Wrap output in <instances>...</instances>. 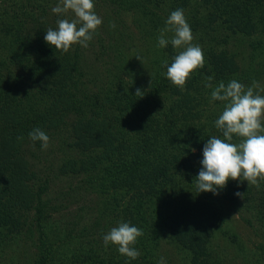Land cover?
I'll return each mask as SVG.
<instances>
[{"label": "trees", "instance_id": "obj_1", "mask_svg": "<svg viewBox=\"0 0 264 264\" xmlns=\"http://www.w3.org/2000/svg\"><path fill=\"white\" fill-rule=\"evenodd\" d=\"M114 1L125 11L136 14L139 25L159 31L165 27L172 11L183 9L195 37L201 41L204 33L209 34L206 36L209 40L205 37L207 52L209 50V58L215 64V72L225 84L233 79L236 70L235 60L227 51L229 42H245L236 37L237 33L253 37L250 42L253 49H264V0H195L189 5L187 0L177 3L176 0ZM201 8L210 12L204 15ZM36 15L32 10H24L22 15H17L19 20L0 22V28L3 27L0 31V194L9 196L4 201L7 209L0 215V264H3L4 249L14 239L12 234L22 232L30 236L29 239L37 238V264H157L161 240H165L167 232L172 233L187 253L190 264H223L209 250L211 219L208 221L204 208L212 209L202 199L190 200L192 193H199L190 191L195 185L192 179L186 185L183 181L189 155L194 154L189 145L196 142L197 137L196 140L188 139L193 135L189 129L191 133L183 140L185 137L180 136L177 128L193 129L195 122L187 118L181 122L179 114L169 111L165 116L163 113L159 117L154 115L147 94L135 96V80H121L120 62L116 61L112 69L105 70L103 78V74L98 73L99 85L92 82L83 59V48L76 45L64 53L50 46L44 39L45 32L49 27L55 29L57 23L51 26L46 16L37 19ZM111 34H105L101 26L96 36L104 42L103 35H106L109 42L106 41L109 49L104 47L106 52L118 53L121 58L127 47L121 50L117 43H110L115 38ZM120 38L123 42V37ZM154 44L157 55L154 75L165 87L168 80L162 76L167 72L163 62L166 60L170 65L177 50L171 44L167 48ZM263 62L251 57L250 66H264ZM123 63L134 75V66L141 61L136 57L127 61L123 57ZM159 63H162L161 68ZM219 70L228 73L221 76ZM241 76L250 79V75ZM169 86V91L178 92L170 81ZM190 116L195 117L193 113ZM34 128L45 131L49 138L54 136L52 131L69 135L71 148L80 152L65 163L63 173L74 177L81 175L82 182L93 192L107 197L111 194L120 202L130 191L145 195L136 200L134 208L127 213L130 223L144 233L135 245L141 252L136 260L121 255L114 245L105 247L103 236L92 239V229L79 234L86 241L84 248L89 247V250L72 249V254L66 247L69 243L65 245L61 238L50 235L47 224L51 221V213L41 194H36L29 186L34 170L23 151V146L29 143L42 147L41 142L29 138ZM185 147L188 157L182 160L185 152L180 148ZM201 168L202 165L199 171ZM262 188V183L259 188L252 186L253 200L244 201H248V208L258 210L264 218ZM164 189L171 195L162 194ZM231 190L229 181L219 193L228 197L230 192L233 195ZM114 214L115 220L119 219L120 216ZM94 248L98 254L93 252Z\"/></svg>", "mask_w": 264, "mask_h": 264}, {"label": "rangeland", "instance_id": "obj_2", "mask_svg": "<svg viewBox=\"0 0 264 264\" xmlns=\"http://www.w3.org/2000/svg\"><path fill=\"white\" fill-rule=\"evenodd\" d=\"M178 1L176 0V3ZM187 1H189V5L195 0ZM57 3L58 0H0V22L3 20L10 22L15 19L19 20V18H16L18 14L22 15L24 10L28 12L32 10L37 14V19H41L44 15L51 26H54V22L64 18L58 17L51 11V8ZM23 7L24 10H22ZM95 11L103 19L101 26H103L105 34L110 32L115 36L110 43H117L121 50L127 48L125 55L120 58L118 53H113L110 50H108L109 53L106 52L104 47L109 49L106 35H103L104 42L99 41L95 35L93 40L89 42V47L82 49L83 59L90 72L89 78L99 85L100 77L98 73L103 74V78L105 70L112 69L116 61L120 62L119 66H122L121 80H135L134 84L137 85V88L147 94L154 115L159 117L160 113H163L165 116L169 111L179 114L181 122L182 119L186 118L193 120L196 128L186 129L180 126L177 128V132L181 133V137H185L183 140L188 138L191 130L193 131V138L188 139L196 140L197 137L196 142L189 145L194 149V154L189 155V166L184 170L185 176L183 177L185 185L190 179L195 184L194 180L199 174L201 161L203 160V153L199 152L203 150L211 136L215 135L223 138L222 133L215 126V121L223 111L224 102L212 101V89L205 87L206 77H213L215 80V84L212 81L214 86L221 81L225 82L224 79L219 78L217 72H215L217 70L215 64L209 58L210 53L209 50L207 52L206 42V40H209L206 37L209 34L204 33L201 41L195 36L193 40L194 44H198L203 49L204 66L198 69L194 73L195 75L192 74L191 81L189 79L186 82L184 91H181L179 87L171 82L170 84L175 86L174 88H177L178 92L169 91L167 72L162 74L168 80L166 81L168 86L165 87L158 83L160 79L156 81L154 75L155 67L153 65L157 59L154 43H158L159 29L139 25L136 22L137 15L120 8L114 0H95ZM200 12L206 15L210 11L201 8ZM112 23H115V28L110 27ZM101 26L98 33L101 31ZM2 30L3 27L0 28V31ZM120 36L123 37L124 44ZM236 37L245 42L238 43L234 40L229 42L227 51L232 54L233 60H235L234 68H236L232 74L233 79L238 77L240 79L238 82L246 86L251 85L252 81L255 80L260 83L261 87H264V66H261L262 64L250 66L251 57L256 58L257 62L264 60V49H253L251 47L250 42L253 41V37L249 36L248 38L246 34L242 33H237ZM252 44L256 46L255 43ZM123 57L127 61H133L134 57H141L143 64H134L135 74L132 75L130 73L131 68L129 69L124 65ZM214 62L216 63V60ZM161 67L162 63H159V68ZM219 71L221 76L228 73L227 71ZM241 75H250L251 80ZM137 88L134 89V93ZM260 94L264 95V92ZM192 113L195 117L190 116ZM182 124L186 126L184 123ZM50 130L52 131L53 128ZM52 132L54 136L50 138V144L46 150L42 147H35L32 143L23 146V151L34 170V177L28 183L36 194H41L43 201L47 203L46 209L50 210L51 221H48L47 224V227L50 228V235L61 238L65 241V245L69 243L66 247L70 254L73 250L86 251L89 250V247L84 248L83 243L86 241H84L83 235H79L80 232L85 229L90 231L92 229V233H94L92 239L94 237L99 239V236H103L111 228L118 226L121 221L131 222V217L127 213L134 208L136 200L143 199L145 195L130 191L129 194L123 196L124 201L120 202L111 194L107 197L105 194H99L98 191L93 192L89 185L82 182L81 175L80 177H74L64 174L63 167H65V163L72 160L80 151L71 148V138L66 132ZM199 145L202 146L199 148ZM186 147L185 149L180 148L185 152L184 157H181L182 160L188 157ZM230 183L232 184L233 195L230 192L228 197L220 193L219 195L207 192L199 193L195 185L190 189L191 192L199 193H192L189 196L190 200H203L202 202L207 203L212 209L210 210L208 206H205L207 209L203 207L208 221L211 219L209 250L223 264H264V218L261 213H258V210L248 208V201H244V199L253 200L252 186H249L247 181L242 183L240 181H230ZM260 183L263 184L264 188V181ZM237 192L244 193V198L237 197L235 195ZM253 192H256L254 187ZM250 193L251 196H248ZM162 194L171 195L165 189ZM259 196L261 197V194ZM6 199H9L8 195L0 194V215L1 212L7 209L4 204ZM113 212L120 216L119 219L115 220L116 216ZM31 216H34V212ZM131 225L134 226V224ZM12 235H14V239L9 242V247L4 249L2 253L3 264H37L39 258L37 238L29 239L30 236H27L25 232ZM64 237H66V240ZM161 242L158 254L160 257L165 258L166 264H190L187 253L181 248L171 232H167V237ZM93 252L98 254L96 248L93 249Z\"/></svg>", "mask_w": 264, "mask_h": 264}, {"label": "clouds", "instance_id": "obj_3", "mask_svg": "<svg viewBox=\"0 0 264 264\" xmlns=\"http://www.w3.org/2000/svg\"><path fill=\"white\" fill-rule=\"evenodd\" d=\"M51 11L64 18L57 20L55 29H47L44 39L64 53L76 45L88 48L103 24L102 17L95 11V0H58ZM110 27L115 28V23ZM169 33H172L170 37ZM193 40L184 10L172 11L165 27L159 31L157 47L167 48L171 44L177 50L172 63L169 65L165 60L163 66L167 68V79L181 91L185 90L192 74L205 64L203 49ZM136 59L142 63L140 57ZM212 81L213 77H206L205 87L212 89V101L224 102L223 111L215 121L223 138L213 135L207 140L195 186L199 193L215 195H219V190L226 188L229 181H247L249 186L259 188L260 182L264 181V95L260 94L264 92V87L255 80L249 86L236 79L227 84L221 81L215 86ZM144 94L143 90L137 89L135 96L143 97ZM29 138L41 142L44 150L49 147L50 138L40 128H34ZM17 139L22 140L23 137ZM235 195L241 199L245 196L241 192ZM143 235L142 229L121 221L102 239L105 247L114 245L121 255L136 260L141 252L135 245ZM157 264H166L165 258L161 256Z\"/></svg>", "mask_w": 264, "mask_h": 264}]
</instances>
